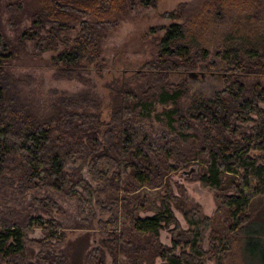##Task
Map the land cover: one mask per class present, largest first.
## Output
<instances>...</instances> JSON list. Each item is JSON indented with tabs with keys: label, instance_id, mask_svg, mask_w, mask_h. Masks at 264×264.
<instances>
[{
	"label": "rangeland",
	"instance_id": "1",
	"mask_svg": "<svg viewBox=\"0 0 264 264\" xmlns=\"http://www.w3.org/2000/svg\"><path fill=\"white\" fill-rule=\"evenodd\" d=\"M136 3L137 6L124 10L116 27L105 32L100 60L93 65L83 64L85 70L68 74L53 65L51 59L55 51L38 55L33 42L22 43L18 39L31 26L32 17L39 10L38 0H0V29L15 51L12 58L2 64L6 72L3 84L7 88L4 103H15L12 107L20 106L40 120H46L66 97L82 96L98 106L79 112L99 117L96 137L102 140L105 131L113 129L118 134L122 129L116 121L111 124L113 109L133 107V96L142 98L145 92H153L154 84L160 80L161 86L164 84L170 89L185 87V94L177 104V109L184 113L193 98L210 99L223 91L226 62L215 55L229 44L226 37L254 24L253 11L237 8L243 3L235 0H156L149 8ZM172 13H177L179 18L166 17ZM259 21L260 17L258 27L263 26ZM173 23L182 25L186 32L182 43L191 50L189 59L158 56V43L164 29ZM79 30L76 26L70 37L75 39ZM61 49L62 46H58V50ZM201 50L207 52L205 60L201 58ZM98 63L101 72L95 68ZM146 65L153 67L149 70ZM244 82L246 86L259 83L264 88V77ZM153 102L150 115L146 117V113H142L134 122L156 142L168 143L178 150L171 152L162 179L138 186L124 163L116 167L123 168L118 190H111L106 182L110 178L105 177L104 170L111 168L103 164L98 171L94 166L98 151L92 149L104 153L102 145L90 142L84 144L86 153L67 158L64 169L81 182V188H76L78 200L46 187H18L20 180H15V186L4 191L0 197L1 220L9 219L25 234V250L19 263L166 264L161 258L162 252L180 255L188 251L181 237L189 230L185 214L196 209L210 220L201 244V249L208 254L205 264H260L259 256H253L257 250L245 246L242 233L245 229L259 231L264 242V196L251 201L245 227L234 230L228 211L221 206L222 193L205 188L197 181L206 158L199 155L196 143L183 141L178 136V126L176 132L166 128L163 112L169 107ZM121 120L126 122L123 115ZM251 125L250 122L244 124L243 130L247 131ZM194 154L197 155L195 160L189 158L186 163L178 164V159ZM83 155L87 156L86 160ZM107 155L110 160H118L112 152ZM18 160L19 157L11 158V167L17 168ZM21 176L19 173L18 177ZM164 199L170 204L175 223L164 226L155 237L135 234L131 227L133 219L160 213ZM44 201H49V207ZM52 233L55 236H51ZM213 254L217 260L210 257Z\"/></svg>",
	"mask_w": 264,
	"mask_h": 264
},
{
	"label": "trees",
	"instance_id": "2",
	"mask_svg": "<svg viewBox=\"0 0 264 264\" xmlns=\"http://www.w3.org/2000/svg\"><path fill=\"white\" fill-rule=\"evenodd\" d=\"M136 1L145 8L153 7L156 2L38 0L39 10L33 15L31 26L18 39L22 43L33 42L38 55L55 51L56 55L51 60L61 73L85 70L83 64L93 65L100 60L105 32L116 27L124 10L137 6ZM235 1L243 3L237 8L252 10V19L256 21L245 31L236 30V35L226 37L225 41L229 44L215 55L226 62L224 90L210 99L200 96L193 98L184 113L177 109V104L185 94V87L170 89L164 84L161 86L160 80V83L154 84L153 92H145L142 98L134 95L133 107L113 109L111 124L114 125L116 121L122 129L118 134L113 129L105 131L102 140L96 137L100 127L99 117L94 113L79 112L86 107L97 109L98 106L82 96L63 99L46 120H40L20 106L12 107L15 103H4L7 88L3 84L6 72L2 64L5 59L12 58L15 51L0 29V197L6 189L15 186V180H20L18 187H46L59 193L65 192L70 199L78 200L76 188H81V182L66 174L64 169L67 158L86 153L83 148L90 142L102 145L101 152L104 153L92 149L98 151L94 166L96 170L104 166L111 168L104 169L105 177L110 178L106 182L111 190H118L123 168L116 167L124 163L138 186L162 179L163 168L170 161L171 152L178 150L168 143L156 142L136 125L137 121L134 122L142 113L148 117L149 109L156 101L169 107L163 112L166 128L176 132L178 126V136L183 141L196 143L199 155L206 158L205 168L198 174L197 181L205 188L222 193L221 206L228 211L234 230L245 227L249 204L254 198L264 196V88L259 83L246 86L244 82L249 78L264 77V25L258 27V17L264 24V0ZM166 17L174 20L179 15L172 13ZM76 26L80 30L72 39L70 35ZM164 30V36L158 43V56L189 59L191 50L182 43L186 36L183 26L173 23ZM60 45L62 49L58 50ZM201 51V58L205 60L207 52ZM151 67L146 65V69L150 70ZM95 68L99 72L102 70L99 63ZM121 115L126 122L121 120ZM249 122L252 125L244 131L243 125ZM54 132L56 136L53 137ZM110 152L118 156V160H110L107 155ZM87 156L82 157L86 160ZM196 156L186 155L177 162L186 163L187 159L195 160ZM14 157H19L17 168L11 167L10 161ZM19 173L23 176L18 177ZM44 205L49 207V201H44ZM185 215L189 230L187 235L181 237L188 251L180 255L164 251L161 258L166 264H205L208 254L201 249V244L210 220L202 217L196 209ZM1 217L0 214V264H22L19 262L25 250V234L12 221L4 219L3 222ZM174 223L170 204L164 199L160 213L152 217H137L133 219L131 227L135 234L155 237L164 226ZM242 234L245 246L257 250L252 255L259 256L260 264H264V242L259 231L245 229ZM51 236H55L54 233ZM174 245L177 246V243L174 242ZM212 245L218 253L215 242ZM210 257L217 260L215 254Z\"/></svg>",
	"mask_w": 264,
	"mask_h": 264
}]
</instances>
